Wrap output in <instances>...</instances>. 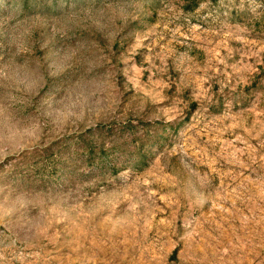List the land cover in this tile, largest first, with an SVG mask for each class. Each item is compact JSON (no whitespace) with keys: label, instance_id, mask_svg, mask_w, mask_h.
I'll list each match as a JSON object with an SVG mask.
<instances>
[{"label":"rangeland","instance_id":"374dc122","mask_svg":"<svg viewBox=\"0 0 264 264\" xmlns=\"http://www.w3.org/2000/svg\"><path fill=\"white\" fill-rule=\"evenodd\" d=\"M0 264H264V0H0Z\"/></svg>","mask_w":264,"mask_h":264},{"label":"trees","instance_id":"16d2710c","mask_svg":"<svg viewBox=\"0 0 264 264\" xmlns=\"http://www.w3.org/2000/svg\"><path fill=\"white\" fill-rule=\"evenodd\" d=\"M194 5H196V3H194V4H191V6H190V7H194Z\"/></svg>","mask_w":264,"mask_h":264}]
</instances>
